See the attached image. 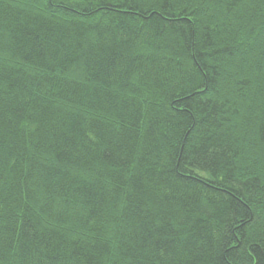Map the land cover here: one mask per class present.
<instances>
[{"label": "trees", "instance_id": "obj_1", "mask_svg": "<svg viewBox=\"0 0 264 264\" xmlns=\"http://www.w3.org/2000/svg\"><path fill=\"white\" fill-rule=\"evenodd\" d=\"M0 45V264H264V0H0Z\"/></svg>", "mask_w": 264, "mask_h": 264}, {"label": "snow or ice", "instance_id": "obj_2", "mask_svg": "<svg viewBox=\"0 0 264 264\" xmlns=\"http://www.w3.org/2000/svg\"><path fill=\"white\" fill-rule=\"evenodd\" d=\"M209 2H215V0H209ZM2 49H3V46L0 45V50H2ZM135 71H139V69H135ZM128 72H129V70L125 69L124 75L127 76ZM6 79H8V77L6 75L0 74V129L4 128L3 114L7 110L4 107L3 99H2V96L7 94V88L5 86H3V84H2V81L6 80ZM143 79H145V80L148 79V76L144 75ZM125 86H127L126 82H125ZM137 90H139V89L137 88ZM15 111L18 114V118L23 119V114H22L23 106H18L15 109ZM0 135H2V133H0ZM2 167H3V149H2V143H0V169H2ZM3 248H4L3 241L0 240V258H2V256H3Z\"/></svg>", "mask_w": 264, "mask_h": 264}]
</instances>
